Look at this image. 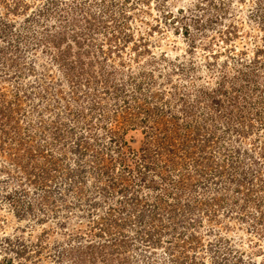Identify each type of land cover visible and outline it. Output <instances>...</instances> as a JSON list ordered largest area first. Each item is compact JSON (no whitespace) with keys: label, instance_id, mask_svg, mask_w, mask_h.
I'll list each match as a JSON object with an SVG mask.
<instances>
[{"label":"rangeland","instance_id":"obj_1","mask_svg":"<svg viewBox=\"0 0 264 264\" xmlns=\"http://www.w3.org/2000/svg\"><path fill=\"white\" fill-rule=\"evenodd\" d=\"M262 197L264 0H0V264H264Z\"/></svg>","mask_w":264,"mask_h":264},{"label":"trees","instance_id":"obj_2","mask_svg":"<svg viewBox=\"0 0 264 264\" xmlns=\"http://www.w3.org/2000/svg\"><path fill=\"white\" fill-rule=\"evenodd\" d=\"M148 113V112H147ZM144 124L148 122L149 117H144L143 118ZM134 130L132 133L131 131ZM139 131L141 133L140 137H138L135 132ZM111 134H110V140H111V145L114 147L110 152L112 154L116 153V156L111 157L112 160L118 159L119 162L117 164L123 169L125 172V175L130 177L133 181L137 182L136 179L141 176L139 181H143L142 185H138L137 190H142L144 188V180L147 178V168L152 166V163L150 161V158H152V153H151V138L152 137V130L150 125L146 124L143 127L140 128H131V130H127L124 134L121 132H116L115 130L111 129ZM153 140V139H152ZM117 165V166H118ZM42 183V182H41ZM121 190L128 192V188H121ZM123 197L117 198L116 199V205L112 206L117 211H123L128 208L123 201L126 203H129V199H135L136 203L139 201V196H136L133 198L127 197L126 195L122 194ZM264 199V197H262ZM31 207V205H30ZM121 221L114 219V225L121 224L119 223ZM99 242V241H98ZM102 244V245H101ZM115 244V243H112ZM89 250V253L91 257H94V260L97 259V257L102 256L104 253V249L109 246L108 243H90L88 245H85ZM86 251L83 249L82 255H86ZM86 259L85 257H83Z\"/></svg>","mask_w":264,"mask_h":264}]
</instances>
